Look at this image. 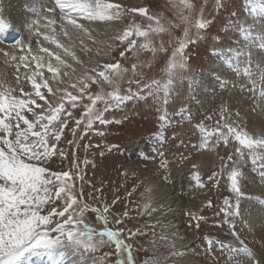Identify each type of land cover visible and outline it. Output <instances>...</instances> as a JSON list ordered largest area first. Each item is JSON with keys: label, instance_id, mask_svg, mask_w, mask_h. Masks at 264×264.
I'll return each mask as SVG.
<instances>
[{"label": "rangeland", "instance_id": "374dc122", "mask_svg": "<svg viewBox=\"0 0 264 264\" xmlns=\"http://www.w3.org/2000/svg\"><path fill=\"white\" fill-rule=\"evenodd\" d=\"M136 1L84 0L80 6L93 16L87 29L76 24L74 36L63 33L66 40L43 36L46 45L41 47L36 40L34 49L39 50L33 56L50 47V62L58 69L48 71V60L44 61L43 95L32 88L36 62L21 69L14 65V57L0 52L4 68L17 70L9 78L0 79V109L16 102V111L27 109L28 120L38 121L37 133L42 132L34 136L30 126L27 135H14L7 148L0 143V167L8 165L5 174L0 175V195L10 179L7 172L11 160L21 176L19 183L12 181L13 186L33 201L23 217L16 216L8 223L26 224L38 208L43 216L41 212L36 216L55 241L33 242L11 253L4 248L0 264H181L186 254L196 252L210 264H242L245 260L238 248L231 256L219 249L208 250L207 238L211 236L233 239L226 226L218 224L223 216L218 213L219 205L229 193L225 178H221L220 189L211 192L207 187H197L196 180L199 171L207 183L208 175L220 167L221 157L232 153L237 145L230 143L227 149L210 145L197 150L192 145L198 143L194 137L200 134L193 125L212 117L204 121L209 131L217 123L222 127L231 124L247 133L241 143L248 144L254 137L255 144L264 138V31H236L240 24L238 11L249 0H141L140 7ZM145 14L155 17L158 26H149ZM257 15L264 22V13ZM114 26L123 30L121 35L114 33L113 40L106 39L103 32ZM99 42L107 43V51L101 52ZM230 43L238 48V58L231 60V65L223 62L221 76L207 82L206 69L212 67L218 55L228 51ZM93 51L97 56L101 52L97 66L88 74L73 77L72 64H80L81 52ZM36 79L41 82L38 76ZM205 84L209 89L203 94ZM57 85L63 90L58 97ZM121 97L128 98L127 102ZM164 101L168 123L164 124L162 137L158 109L164 107ZM29 102L33 107H28ZM221 105H226L224 115L219 112ZM101 116L121 123L100 125ZM5 127L0 120V129ZM157 148L162 155L155 151ZM86 159L90 161L87 165ZM126 162L136 163L139 168L132 169ZM240 166L247 177L242 182L246 197L242 199L243 215L236 221V231L252 244L254 240L248 235L250 212L260 206L264 210L259 203L264 199V178L250 160ZM147 167L155 179L163 180L183 197L201 199L194 211L207 198L212 199L213 208H204L200 213L207 217L200 229L194 226L195 221L190 224L188 212L185 214L188 232L197 237L193 248H177L157 220H147L152 211L146 202L150 189L143 177ZM57 211L60 214H54ZM145 213L146 221L142 222ZM59 247H73L76 258L70 262L64 254H54L51 249Z\"/></svg>", "mask_w": 264, "mask_h": 264}, {"label": "bare ground", "instance_id": "6f19581e", "mask_svg": "<svg viewBox=\"0 0 264 264\" xmlns=\"http://www.w3.org/2000/svg\"><path fill=\"white\" fill-rule=\"evenodd\" d=\"M65 2L66 0H0V52L8 56L14 57L13 63H16L14 65L21 69H25L26 64L22 61V59L19 60V59H16V57L17 58L26 57L28 61L32 62L31 57L33 56V53L39 50V47L36 50L34 49V47L36 46V40H39L38 44L41 47L43 45H46L45 41L42 40L43 36L49 37L47 39H52L54 38L53 36H61L63 40H66L63 36L64 35L63 33L66 32L68 35L70 34V36H74L73 33L78 31V28L75 27L76 24L77 25L81 24L82 28L87 29L88 22H90L89 20L92 19L93 16L91 15L90 17L89 14L87 13L88 10L87 9L84 10L82 6H79L77 9H72V8L70 9L66 7L62 8L60 5L64 4ZM136 2L138 6L140 7L142 4V1L137 0ZM131 4H133V2ZM260 13H264V0L247 1L244 6L240 7L238 11L237 15H238L240 24H238L236 31H238L241 28H243L245 32L249 30L264 31V26H263L264 22H262L261 20L257 18L258 16L257 14H260ZM69 15L71 16L70 19H69ZM144 17H145L146 23L149 26L151 27L158 26V21L155 17L151 15H147V14H145ZM106 26L109 27L110 25L109 26L106 25ZM121 31L123 30H120L119 27L114 26V28H111V29L106 28L105 32L103 33L106 39H111L114 33H118V35H121ZM106 32L108 34H106ZM109 33H111L112 35L110 36ZM89 41H92V40H89ZM106 44L107 43H105V45ZM29 45H31V48L33 50L31 52L28 51ZM99 45L102 49L101 52L107 51V47L103 45L102 42L101 43L99 42ZM74 46L76 47L77 45H74ZM21 47H23V50L21 49ZM238 51H239L238 48H236L233 44L230 43L228 51L224 53L222 52L223 53L222 55H218L219 58L217 57V59L214 60L215 62L214 61L212 62V67L206 69L209 75L207 82L212 83L213 80L215 81V79H218L222 73V72L220 73V69L223 66V62H226V64L231 65V60L238 58V56H236ZM101 52L98 53L99 54L98 56L96 55L97 52L94 53V51L93 53H90V52L82 53L81 52L80 64L79 62L77 64L75 63L72 64V67H74V72H75L74 74H72V76L74 77L75 74H79V75L85 74V73L88 74L90 70L94 69L99 63ZM13 53L18 54V55L15 57ZM37 54H40L41 56H43V53H41L40 51L37 52L36 55ZM44 60H48V57L45 56ZM64 65L66 66L67 64H64ZM15 70L16 69L13 67L9 68L5 66L4 68V64L0 62V79L9 78L10 74L15 73L17 71ZM70 81H74V80L71 78ZM202 87H203V94H205L206 93L205 91L209 89V85L205 84ZM62 93H63L62 88L57 85L55 87L56 97L62 95ZM56 97H55V100L57 99ZM249 122H252V121H249ZM249 125L252 126L253 123H250ZM252 131H257V129L255 130L253 129ZM127 164L132 169L139 168L136 166V163L130 162ZM146 165L148 166V164ZM143 177L145 179L144 180L145 183L150 189L148 192L146 202L149 201L148 204L149 206H151V209H152L151 212H148L150 213L149 215L151 217L148 218L147 220L149 221L157 220V222L161 224V227H162L161 229L164 230V235L171 236L177 248H182V249L187 248L188 249L190 248V246H192L193 248L194 244L197 242V237L195 234L188 232L189 230L186 226L185 214L186 212H189L191 210L193 211L196 210L200 204L201 199H197V198L195 199L194 197L193 198L183 197L181 194L178 193L177 189L173 190L172 189L173 187L164 183L163 180L155 179L149 173L148 167L145 169ZM260 208H262V206H260L258 210L256 211L249 210V212L250 211L251 212H250V220H249L250 229L248 231V235L250 236V238L254 240V242L252 244H249L248 243L249 241L243 240L242 238L239 237V239L244 241L247 244V246L251 248L255 253V258L249 257L247 254L243 253V257L245 256L246 257H245V260L243 258L242 264H249V261H252V264H256L257 260L264 262V210H261ZM144 217H146V213L141 218L142 222L146 221L144 220ZM51 250L54 252V254H64L66 259H69L70 262L74 260L73 257H75L74 255L75 251L73 247H64L63 249L59 247L57 249H51ZM196 253L195 255L186 254L184 258L181 260V264H210L202 256H196ZM83 264H89V263L85 261V263Z\"/></svg>", "mask_w": 264, "mask_h": 264}, {"label": "snow or ice", "instance_id": "6c2138e0", "mask_svg": "<svg viewBox=\"0 0 264 264\" xmlns=\"http://www.w3.org/2000/svg\"><path fill=\"white\" fill-rule=\"evenodd\" d=\"M84 0H66V2L60 5L62 8H72L77 9ZM222 6V5H221ZM71 16L69 15V19ZM206 26V25H205ZM39 35V34H37ZM215 39V38H214ZM23 50V47H21ZM183 50V47L180 49ZM28 51H33L31 45L28 46ZM43 53L48 57V63L46 64L47 70L58 71V69L53 68L51 64V58L53 53L47 48H43ZM11 55V54H9ZM58 54H55L57 58ZM44 57L40 54L31 57L32 61L36 62V70L31 75L32 88L35 90L37 95H43L41 88L45 87L43 81L44 75L42 69L45 67ZM28 64L30 61L26 57H16ZM39 77L41 82H37L36 77ZM23 96V93H22ZM122 100L127 102L126 97H121ZM15 103L9 104L8 106L0 109V120L4 121L7 127L0 129V143H3L7 148L10 142L13 140V136H23L28 134V128L31 126V134L34 136H39L42 134L37 133L35 125L38 121H30L27 118V109H21L19 112L16 111ZM164 107L158 109L160 125V135L163 137L164 124L168 123V112H167V101H164ZM29 108L33 107L32 103L29 102ZM183 111V110H182ZM219 112L224 115L226 112V105H221ZM212 117H205L202 120H197V123L193 125V130L199 131V136L194 137L198 139V143L192 145L193 148L207 149L210 145H214L215 148H219L221 145L227 149L230 143L237 145V148L232 153H226L221 157V164L218 169H216L212 174L208 175L207 183L202 180L199 171L196 172L197 187L208 188L211 192L213 189L219 190L221 187V178H225L224 186L226 187L229 195L224 196L222 204L219 205V214L222 213V219L218 222L219 226L227 228V234L232 236V240L220 239L214 236L207 238L208 250L215 251L219 249L220 251L226 252L229 256L239 249L240 252L246 253L249 257L255 258L254 251L247 246V244L239 239V233L236 231V221L242 217V199L245 196L243 192L242 182L247 178L244 173L243 168L240 166L241 163L251 161V164L259 167V174L261 178H264V138L260 141H255L253 137L248 144L241 143L243 139L246 138L247 133H242L240 129L235 128L231 124H225L223 127L220 123H217L211 131H209L204 123V121L211 119ZM196 119V117H192ZM12 121V123H9ZM100 125H107L116 123H121L120 120L112 121L105 119L103 116L99 118ZM95 123V122H94ZM94 124H89L88 127H93ZM21 129L25 131L22 133ZM99 136H104L103 132L96 133ZM118 147V146H113ZM255 149V150H254ZM159 153V148L155 150ZM162 155V153H159ZM89 160H85L84 164H89ZM11 164V169L7 172V177H10L8 183L5 184V193L0 195V210L3 211V220L0 221V251L4 248L11 252H16L21 249L27 248L35 242L36 244H52L53 241L48 234V231L44 230L45 225L41 223L40 218L36 216V212H41L40 209H36L32 212V219L26 224L10 225L8 223L9 219H15L16 216L23 217L24 210L30 208L33 201L28 197L26 193H22L13 186L12 181L20 182L21 176L16 169L15 163L9 160ZM8 165L0 167V175L5 174V169ZM193 167H196L195 165ZM2 182V181H0ZM235 197V199H233ZM261 205H264V199L259 201ZM204 208H213V201L211 198H207L201 203V207L197 211H189L188 217L190 224L195 221V227L197 229L201 228V221L206 222L207 217L201 215V211ZM54 214H60L57 211ZM66 215V214H65ZM41 216H43L41 212ZM100 219H105L104 217H99ZM106 222V221H105ZM88 228V225H85ZM57 231H62V228H57ZM71 235V233H69ZM119 243V241H117ZM252 264V261H249ZM256 264H264V262L257 260Z\"/></svg>", "mask_w": 264, "mask_h": 264}]
</instances>
